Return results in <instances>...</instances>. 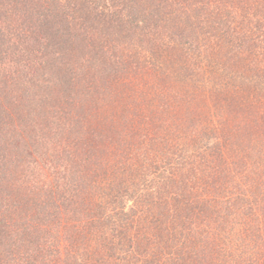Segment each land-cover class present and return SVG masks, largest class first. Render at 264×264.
Instances as JSON below:
<instances>
[{"label":"trees","instance_id":"trees-1","mask_svg":"<svg viewBox=\"0 0 264 264\" xmlns=\"http://www.w3.org/2000/svg\"><path fill=\"white\" fill-rule=\"evenodd\" d=\"M0 264H264V0H0Z\"/></svg>","mask_w":264,"mask_h":264}]
</instances>
